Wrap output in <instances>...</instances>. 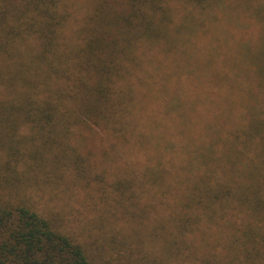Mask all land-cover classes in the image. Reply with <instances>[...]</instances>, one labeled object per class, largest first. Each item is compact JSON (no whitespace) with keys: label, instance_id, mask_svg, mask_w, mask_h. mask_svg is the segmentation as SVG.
<instances>
[{"label":"trees","instance_id":"trees-1","mask_svg":"<svg viewBox=\"0 0 264 264\" xmlns=\"http://www.w3.org/2000/svg\"><path fill=\"white\" fill-rule=\"evenodd\" d=\"M0 264H264V0H0Z\"/></svg>","mask_w":264,"mask_h":264}]
</instances>
